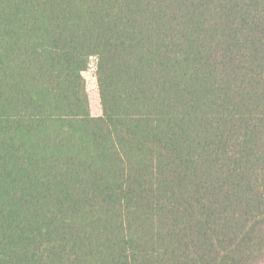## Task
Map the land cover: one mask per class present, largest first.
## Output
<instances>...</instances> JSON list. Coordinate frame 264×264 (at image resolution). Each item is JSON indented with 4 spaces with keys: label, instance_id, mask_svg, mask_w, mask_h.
I'll list each match as a JSON object with an SVG mask.
<instances>
[{
    "label": "trees",
    "instance_id": "16d2710c",
    "mask_svg": "<svg viewBox=\"0 0 264 264\" xmlns=\"http://www.w3.org/2000/svg\"><path fill=\"white\" fill-rule=\"evenodd\" d=\"M0 264H264V0H0Z\"/></svg>",
    "mask_w": 264,
    "mask_h": 264
},
{
    "label": "rangeland",
    "instance_id": "374dc122",
    "mask_svg": "<svg viewBox=\"0 0 264 264\" xmlns=\"http://www.w3.org/2000/svg\"><path fill=\"white\" fill-rule=\"evenodd\" d=\"M96 62L97 57H91L89 67L83 72V76L86 80L87 91L89 94L91 113L93 116H99L102 114L97 70L94 67V64Z\"/></svg>",
    "mask_w": 264,
    "mask_h": 264
},
{
    "label": "built area",
    "instance_id": "2783aa9c",
    "mask_svg": "<svg viewBox=\"0 0 264 264\" xmlns=\"http://www.w3.org/2000/svg\"><path fill=\"white\" fill-rule=\"evenodd\" d=\"M94 67L96 68V70H97V62L94 64Z\"/></svg>",
    "mask_w": 264,
    "mask_h": 264
}]
</instances>
